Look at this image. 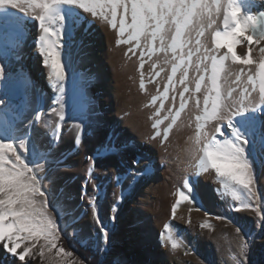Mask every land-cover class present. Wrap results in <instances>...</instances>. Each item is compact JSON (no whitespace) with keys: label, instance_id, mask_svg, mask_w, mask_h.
I'll use <instances>...</instances> for the list:
<instances>
[{"label":"snow or ice","instance_id":"snow-or-ice-1","mask_svg":"<svg viewBox=\"0 0 264 264\" xmlns=\"http://www.w3.org/2000/svg\"><path fill=\"white\" fill-rule=\"evenodd\" d=\"M256 6V0H0V84L5 88L0 95V245L24 261L43 241L38 252L43 259L46 251L57 248V241L69 227L68 218L78 222L75 208L71 206V195L45 187L51 175L45 178L40 171L50 158L57 166L61 163L59 159L52 158V149L60 141L61 124L65 121L66 85L70 81L75 85L73 45H84V37L97 19L117 31L118 45H129L128 51L133 54L142 49L141 69L146 55L150 57L157 51H171L175 63L167 86L160 96L152 99L153 105L161 100L159 108L163 110V101L169 99L170 89L175 90L176 77L180 74L178 83L184 87L179 94L178 109L170 111L164 118H170L167 133L180 119L189 100L194 99L198 109L193 140L196 159L194 176L199 178L203 173H214L219 185L217 193L230 196L233 201L228 210H251L256 214L261 229H264V193L257 190L259 172L264 170V47L260 48L259 61L254 60L252 55V45L264 42V11L253 12ZM10 9H18V12ZM83 14H89L91 18ZM221 14L222 29L217 30L215 24ZM29 21L38 24L34 43L43 66L48 70L50 86L56 93L54 103L58 105L51 111L57 113L59 123L52 129L47 145L40 143L39 134L32 136L30 126L26 130L20 127L25 112L32 108L26 95L33 87L32 81L28 76L8 71L10 59L19 55ZM193 30L196 31L194 47L190 35ZM208 30H213L210 46L202 39ZM173 32L174 35L170 36ZM244 42H247L248 51L242 56L236 49ZM229 61L232 65H257L255 74L248 70L242 95L237 88L224 90L233 75L228 67ZM190 70L196 72L194 90L188 86ZM159 75L160 72L154 73L155 77ZM244 77L242 67L233 82L239 86ZM248 85L252 86L251 89ZM144 87L142 81L140 88ZM257 89L258 100L252 95ZM202 91L201 107L199 94ZM18 94H23V98L19 104H14ZM175 100L173 96V105ZM43 115V112L35 110V121L39 122ZM155 116L159 117L160 111ZM76 118L74 114L72 119ZM163 122V119H156L153 128L159 129ZM210 123L212 127L208 130ZM74 127L77 130L75 146L79 148L84 129L83 111L80 112V122ZM167 133L164 139H167ZM158 136H161L160 131L153 139ZM126 147H117L109 142L97 151L95 157H89L90 179L97 158L118 153ZM49 172L52 173L51 166ZM148 172L149 167L146 166L140 172L129 170L128 175L136 180L141 176L147 177ZM115 179L119 185L124 177L117 176ZM194 188L192 179L186 178L184 190L179 192V199L171 209L173 218L181 202L196 203ZM103 198L102 188L96 186L89 202L99 228V240L110 251L113 229L103 222L100 215L99 201ZM110 219L114 221L115 215ZM216 219L234 223L228 216H217ZM201 228H211V225L205 223ZM73 231L79 230L73 228ZM236 233H242L239 225H236ZM160 238L169 242L172 249L180 247L182 240V237L173 234L169 225H165V232ZM252 238V231L240 235L238 253L233 257L238 259V264H248L249 241ZM27 242L32 243L29 245ZM22 247L23 252L18 253L17 250ZM58 253L72 255L71 252L65 253L62 247Z\"/></svg>","mask_w":264,"mask_h":264},{"label":"bare ground","instance_id":"bare-ground-1","mask_svg":"<svg viewBox=\"0 0 264 264\" xmlns=\"http://www.w3.org/2000/svg\"><path fill=\"white\" fill-rule=\"evenodd\" d=\"M256 5L253 12L264 11V0H256ZM10 11L18 12V9ZM222 18L221 14L216 21L215 29H222ZM212 31L208 30L202 38L209 46ZM37 35V22L29 21L19 55L10 59L8 71L28 76L32 81L33 87L26 93L32 108L25 112L20 127L26 130L30 126L32 136L36 137L39 134L40 143L47 145L51 139L52 129L59 123L57 113L51 111L54 107L58 108V105L54 103L56 93L50 86L48 70L43 66L34 43ZM169 35H174V32ZM190 35L194 47L196 31L193 30ZM77 39H80L79 35ZM117 39V31L97 19L90 26L89 34L84 37V45L80 46L78 43L73 45L72 72L75 74V85L71 81L66 85L65 121L61 124L60 141L52 149V155L66 154L60 165L73 167V170L62 171L61 175L65 178L63 181L69 180L74 183L69 192L72 194L71 197L75 198L73 208L80 223L85 227H92L94 224L91 208H87V197L90 191L93 192L94 187L100 186L102 189L107 188L111 195L105 203L109 226L113 229L110 244L114 243L120 254H126L129 264H197L200 263L201 255L209 256L214 253L216 258H220V264H238L236 262L238 259L233 257L238 253L240 235H236L234 227L229 225L227 229H231L236 236L223 239L221 237L213 241L208 239V235H203L207 228H201V225L220 224L216 219L220 215L235 216L236 220L249 224L256 214L248 209L239 212L228 210L233 201L230 196L225 197L217 193L219 185L215 181L214 173H203L199 178L194 176L196 159L193 140L195 116L198 114L194 99L189 100L180 119L172 126V131L167 133L170 118H164L170 111L178 109L179 94L184 87L178 83L179 73L176 77L175 90L170 89L169 99L163 101V110L159 108L161 100H157L155 105L152 104L153 97L162 94L171 75V68L175 63L171 51L167 53L157 51L150 57L146 55L143 60L144 67L141 69L142 49L133 54L128 51L129 45H118ZM261 47H264V42L252 45V55L256 61L260 59ZM236 51L245 56L248 51L247 42L242 43ZM228 67L233 75L229 77L224 90L237 88L238 93L242 95L248 70L251 69L255 74L257 65H232L229 61ZM242 67L245 77L238 86L233 81ZM33 72L36 73L34 77ZM155 72H160V75L155 77ZM195 78V70H190L188 86L193 90ZM142 81L145 85L143 89L140 88ZM248 87L251 89L252 86ZM4 91V85L0 84V95H3ZM185 95L188 96L190 93ZM252 95L258 100V89ZM173 96L176 97L175 105L172 102ZM199 96L202 107L203 91ZM22 98L23 94H18L14 104H19ZM35 110L44 113L39 122L34 119ZM81 111L84 129L82 142L77 148L75 146L77 130L72 126V131L66 134L65 122L71 113L75 112L79 123ZM157 111H160L159 117L155 116ZM156 119L164 120L159 129L153 128ZM46 124L48 126H45ZM211 127L210 123L208 130H211ZM157 131L161 132V136L153 139ZM165 133L167 139H164ZM109 142L117 147L124 145L127 147L118 153L104 154L97 158L90 179L88 158L95 157L97 151ZM134 161L139 163L135 164ZM146 166L149 167L147 177L141 176L133 180L128 175L129 170L140 172ZM117 176L124 177L119 185L115 179ZM259 176L257 190L264 193V170H260ZM186 178H191L195 185L196 203L181 202L176 217L171 220L173 201L179 199V192L184 190L183 182ZM121 213H126L124 219L122 217L119 219ZM113 215L116 217L114 221L110 219ZM165 225L171 226L174 235L182 237L180 247L177 249H172L169 242L161 240ZM22 251L23 247L17 250L18 253ZM0 264L44 263L39 258L35 260L25 258L24 261H20L18 256H13L0 245Z\"/></svg>","mask_w":264,"mask_h":264},{"label":"rangeland","instance_id":"rangeland-1","mask_svg":"<svg viewBox=\"0 0 264 264\" xmlns=\"http://www.w3.org/2000/svg\"><path fill=\"white\" fill-rule=\"evenodd\" d=\"M35 72H33V77ZM76 114L75 112H72L69 119L65 122V127H67L66 134H69L72 131V126H74L75 123L78 122V119L75 120L72 119L73 115ZM77 117V116H76ZM18 151H21L18 149ZM27 155V153H25ZM65 153L62 155H52V158L59 159L62 161ZM52 168V173L49 172V167ZM72 166L69 165H55L52 163V159L50 158L48 163H44L43 169L40 171V175L47 178L51 175V180H46L44 186L47 187L50 190H59L62 191L64 194H70L69 189L72 188L73 182L69 180L63 181L65 178L61 175L62 171H70L73 170ZM264 181V180H263ZM103 194L104 198L103 200L99 201L101 204L100 208V215L103 219V222L107 225L109 224V221L107 219L106 215V208L105 203L108 200V198L111 197L109 194V191L107 188H103ZM72 196V194H70ZM93 195V192L88 193L87 197V208H90V202L89 197ZM114 197L116 195L114 194ZM175 199L173 201V205L175 204ZM264 202V201H262ZM76 201L75 198H72L71 200V206L74 207ZM246 210V209H245ZM122 215L119 216V219H124L126 213H121ZM177 214V213H176ZM75 216L77 217V214L75 213ZM222 216V215H220ZM122 217V218H121ZM171 220H174L172 217V214H170ZM232 216H230L231 218ZM78 218V217H77ZM173 218V219H172ZM232 221L234 223H229L225 220H219L220 224H217L216 226H211V228H207V231L203 232V235L207 236L208 239H211L215 241V239H222L223 238H230L232 236L238 235L236 233V225H239L242 229V233L240 235H243L245 232L252 231L253 232V238L249 241L250 248L248 252V264H264V229H261V227L258 224L257 216L255 215L254 220L251 221L249 224L246 222H241L236 220L235 216H233ZM94 220V219H93ZM226 222L225 224H223ZM63 223V222H62ZM68 229L61 234L60 239L57 241V248L53 249L51 252H45V258H41L38 255V252L40 250V245H42L44 242L40 241L36 248L33 249V254L29 257H26L30 260L35 259H41L44 264H87L84 261H76L73 256V251H75L74 243L78 242L84 247H93L94 249H98L101 252V259L99 264H129V258L126 257V254H120L118 252L117 246L114 243H111L110 251L106 250L105 247L101 244L99 240V228L96 226L95 221L92 227H85L80 223V220L78 218V222L72 220V218H68ZM232 226L234 227L233 233L231 229H227V227ZM73 228L78 229L79 231H73ZM229 230H231L229 232ZM219 237V238H218ZM29 245L32 242H27ZM97 245H100L97 247ZM63 248L65 250V253L71 252V256H67L63 253H58L59 248ZM24 250V248H23ZM23 252V251H22ZM200 263L197 264H220L221 260L220 258H216V253L213 255H201ZM217 262V263H216ZM219 262V263H218ZM238 262V260L236 261Z\"/></svg>","mask_w":264,"mask_h":264},{"label":"trees","instance_id":"trees-1","mask_svg":"<svg viewBox=\"0 0 264 264\" xmlns=\"http://www.w3.org/2000/svg\"><path fill=\"white\" fill-rule=\"evenodd\" d=\"M75 251L73 256L76 261H84L87 264H99L101 259V252L93 247H84L78 242L74 243Z\"/></svg>","mask_w":264,"mask_h":264}]
</instances>
